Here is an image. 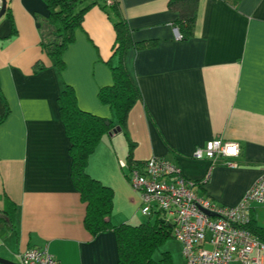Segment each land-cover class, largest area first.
Returning <instances> with one entry per match:
<instances>
[{
	"label": "crops",
	"instance_id": "1",
	"mask_svg": "<svg viewBox=\"0 0 264 264\" xmlns=\"http://www.w3.org/2000/svg\"><path fill=\"white\" fill-rule=\"evenodd\" d=\"M169 1L99 0L106 9L117 5L133 40L154 41L125 56L142 96L128 112L127 135L116 126L87 158V173L113 190L108 217L115 225L134 222L132 203L141 212L130 170L119 161L164 157L199 182L198 195L221 205L236 204L264 173V0H198L187 39L175 36L177 11ZM99 2L74 30L58 73L42 46L45 2L6 0L10 15L0 17V116L8 109L0 122L1 258L19 263L23 250L46 247L59 264H117L113 229L91 234L85 226L86 203L71 178L70 141L57 102L64 82L79 108L113 116L97 92L112 81L107 62L116 59L115 15ZM212 138L238 142L237 166L193 158ZM251 218L264 227V204L251 208Z\"/></svg>",
	"mask_w": 264,
	"mask_h": 264
},
{
	"label": "trees",
	"instance_id": "2",
	"mask_svg": "<svg viewBox=\"0 0 264 264\" xmlns=\"http://www.w3.org/2000/svg\"><path fill=\"white\" fill-rule=\"evenodd\" d=\"M43 1L48 9V15L43 18L41 24L42 46L45 52L53 58L54 65L60 73L63 68L61 56L68 44L73 41L74 30L81 25L86 10L98 3L99 0H92L84 6H80V4L85 0ZM100 5L106 12L111 10L115 15L113 57L116 59L107 62L112 81L108 85L99 87L97 92L99 101L109 106L113 116L103 117L79 108L72 86L62 83L57 102L60 118L70 141L71 178L82 201L86 203L84 219L86 228L91 234L110 228L115 232L117 264H173L172 255L168 250L160 251L157 258L154 256L160 246L168 238L173 237L171 226L164 222L159 213L155 215L153 221L149 218L137 224L126 222L112 224L108 216L113 206V190L91 177L86 171L87 158L95 150L104 134H108L118 126L127 135L125 129L128 112L142 97L141 91L126 65L125 56L128 49L131 47L145 48L154 42L133 40L131 29L118 11L117 5L112 3L108 9H106L105 3ZM197 5L198 0L169 1V6L177 11V19L173 24L180 34V39H187L193 34ZM4 13L10 15L7 6ZM7 113L8 109L5 108L4 113L0 116V122ZM130 146H132V142H130ZM127 163L135 162L128 158ZM3 211L4 215H10L8 210ZM249 228L264 241V227L257 226L252 219Z\"/></svg>",
	"mask_w": 264,
	"mask_h": 264
},
{
	"label": "built area",
	"instance_id": "3",
	"mask_svg": "<svg viewBox=\"0 0 264 264\" xmlns=\"http://www.w3.org/2000/svg\"><path fill=\"white\" fill-rule=\"evenodd\" d=\"M109 2V1H107ZM177 38L180 34L174 28ZM195 159L211 164L223 159L237 166L239 144L212 138L197 147ZM130 170L128 182L139 192L140 211L159 213L181 244L185 264H264V241L249 228L251 208L264 204V173L234 205L216 204L195 191L198 182L185 177L179 167L164 157L152 156L141 164L119 161ZM19 264H59L46 247H29L19 254Z\"/></svg>",
	"mask_w": 264,
	"mask_h": 264
},
{
	"label": "rangeland",
	"instance_id": "4",
	"mask_svg": "<svg viewBox=\"0 0 264 264\" xmlns=\"http://www.w3.org/2000/svg\"><path fill=\"white\" fill-rule=\"evenodd\" d=\"M131 186V185H130ZM132 188V187H131ZM132 190H134L132 188ZM135 191V190H134ZM137 192V191H135ZM139 193V192H137ZM134 213L136 214V217L134 220V222H132V224H137L140 222H144L146 221V216H144L141 212L139 213V205L138 204H134ZM155 218V216L153 215L150 219L151 221H153ZM163 250H168L170 252V254L172 255V260H173V264H185L184 262V258L182 256V251H181V244L174 238H168L161 246L160 248L155 252V258L159 257V252L163 251Z\"/></svg>",
	"mask_w": 264,
	"mask_h": 264
},
{
	"label": "water",
	"instance_id": "5",
	"mask_svg": "<svg viewBox=\"0 0 264 264\" xmlns=\"http://www.w3.org/2000/svg\"><path fill=\"white\" fill-rule=\"evenodd\" d=\"M6 8V0H1V6H0V17L4 14ZM119 130V128H117ZM0 264H19L4 258L0 257Z\"/></svg>",
	"mask_w": 264,
	"mask_h": 264
}]
</instances>
